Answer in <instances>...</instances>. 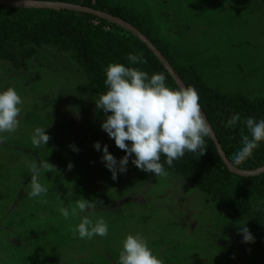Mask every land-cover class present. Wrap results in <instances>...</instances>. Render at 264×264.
Segmentation results:
<instances>
[{
  "label": "rangeland",
  "instance_id": "obj_1",
  "mask_svg": "<svg viewBox=\"0 0 264 264\" xmlns=\"http://www.w3.org/2000/svg\"><path fill=\"white\" fill-rule=\"evenodd\" d=\"M107 3L114 12L144 22L165 57L189 81L196 79L195 73H188L194 69L204 86L223 96L264 98V0ZM0 5V28L5 30L32 32L31 28L42 29L48 20L58 18ZM64 18L71 30L86 37L81 46L85 58L98 57L96 62L105 67L87 70L73 57V50L53 45L29 55L27 49L18 48L14 61L0 59V92L12 87L23 101L18 130L0 134L8 137L0 143V264H118L129 234H141L163 264H264V229L253 230L248 218L233 220V209L174 169L165 165L167 174L155 176L128 164L126 173L118 172V179H112L102 162L103 147L107 145L117 161L120 149L102 130L106 114L97 109L99 97L89 86L92 77L106 80L105 63H114L113 55L100 54L106 44L99 39L101 29L112 30L80 15ZM22 59L21 66L14 65ZM37 127L51 137L47 146L32 145ZM96 142L100 151L94 148ZM208 155L207 150L202 157L186 152L176 161L204 167ZM42 161L56 167L40 175L48 192L29 198V165ZM69 163L74 165L71 170ZM81 197L102 204L94 212L72 216ZM65 207L69 219L59 211ZM85 215L94 222L99 218L107 222V238H73L71 229ZM246 225L252 243H244L240 234Z\"/></svg>",
  "mask_w": 264,
  "mask_h": 264
},
{
  "label": "clouds",
  "instance_id": "obj_2",
  "mask_svg": "<svg viewBox=\"0 0 264 264\" xmlns=\"http://www.w3.org/2000/svg\"><path fill=\"white\" fill-rule=\"evenodd\" d=\"M126 59L133 65L147 63L143 54H128ZM163 73L153 74L150 78L147 72L123 64L112 63L106 69L107 91L100 95L96 102L97 109H102L106 119L102 130L114 139L116 146L126 152L119 161L109 153L108 146L103 147L102 162L112 173V179H118L119 173L127 172L129 158H135L132 164L155 176L166 175L165 164L169 167L175 160L184 157L186 152L196 153L199 157L206 154L205 138L213 136V131L202 113L199 94L193 87H180L173 90L166 86ZM23 101L12 87L0 92V134L14 133L20 126L18 119ZM110 113V115H108ZM240 121L239 114L227 121L226 127H233ZM244 125L248 134L241 131L242 147L234 153L232 162L239 166L249 159L255 149L264 142V119L259 121L246 118ZM0 135V143L7 140ZM51 137L46 130L37 127L31 136L34 147L47 146ZM130 142V146L129 143ZM73 151H78L70 145ZM97 151L101 150L100 142L94 144ZM166 157L162 162L161 157ZM74 167L68 164V169ZM31 182L29 198L46 195L47 187L40 183L42 172H51L56 167L48 161L37 165H29ZM41 203H46L42 200ZM102 202L89 201L80 198L71 209L72 216L89 211L94 212ZM64 219L70 218L68 208H61ZM73 238L91 240L96 236L107 238L109 226L103 218L95 222L85 215L81 222L71 229ZM244 243L254 242V237L247 225L241 227ZM118 264H163V261L153 254L146 239L141 234H129L122 242Z\"/></svg>",
  "mask_w": 264,
  "mask_h": 264
},
{
  "label": "trees",
  "instance_id": "obj_3",
  "mask_svg": "<svg viewBox=\"0 0 264 264\" xmlns=\"http://www.w3.org/2000/svg\"><path fill=\"white\" fill-rule=\"evenodd\" d=\"M40 1H63L69 3H75L98 10L109 12L113 15L121 17L126 21L132 23L140 31H142L153 43L161 50V52L167 57L162 46L158 44V41L152 36L150 29L144 22L136 20L132 16H126V14L114 10L108 5L107 0H40ZM2 6V5H0ZM5 7V6H4ZM17 11L23 13H51L58 17L56 20H48L46 25L42 29L35 28L30 29L32 32H15L12 30H5L0 28V59L15 60V49H21L28 51L26 55L30 54V51L36 52L42 46H58L63 50H73V57L80 62V66L85 69L93 67L95 70H100V67L105 65L97 63L98 57L94 60H87L85 58V51L81 50L83 45L82 40L86 37L79 35L74 30L68 27V18H64L65 15H80L84 18L91 20H97L100 25L108 26L112 31H105L101 29L99 39L106 44L101 53H106L108 56L113 55L114 63L123 64L126 67H134L139 70L148 73L149 78L156 73H163L166 77V86L178 90L176 85L168 71L161 64L159 59L152 53V51L135 35L122 28L121 26L110 23L105 19L96 17L87 13H78L70 10H52V9H37V8H16ZM99 26L96 28L98 29ZM115 31V32H113ZM79 41V42H78ZM140 55L146 59L147 63L144 64H131L126 57L128 54ZM93 54V53H91ZM19 63H14L19 67L22 65L23 59ZM94 62V63H93ZM172 64V62L169 60ZM96 63V64H95ZM94 66H90L93 65ZM107 66L109 63H105ZM99 65V66H98ZM173 65V64H172ZM106 66V67H107ZM174 69L181 76L183 81L188 87H193L199 94V103L202 106L208 120L213 127L219 142L221 143L224 152L229 160L232 162V157L242 147L241 131L244 134H248V130L244 125L246 118H254L259 121L264 119V98L259 101H249L241 97H227L219 94L215 90H211L207 86H204L200 81V77L196 74L194 69L188 70V73H195V80L189 81L182 71L175 65ZM92 69V68H91ZM90 72V71H88ZM98 77H92L90 79V92L91 94L100 97L107 91V86L103 81H98ZM104 91L103 93H101ZM239 114L240 121L231 128L226 127L227 121L234 115ZM129 146H130V142ZM205 144L207 151L209 152L206 166L199 167L200 165H191L185 161L176 160L173 165L167 168L174 169L176 172L181 173L185 180L189 181L193 185L199 186L214 200L222 202L226 208L233 209L231 218L233 220H242L248 218L250 220L253 230L264 229V174L254 177H242L240 175L230 172L224 163L222 162L213 140L205 138ZM126 155V152L120 150V159ZM135 158L133 155L129 158L130 168L134 169L132 160ZM118 159V161L120 160ZM162 161L166 157H161ZM233 163V162H232ZM264 165V142L254 150L253 155L247 159L244 163L236 166L240 169H256Z\"/></svg>",
  "mask_w": 264,
  "mask_h": 264
},
{
  "label": "water",
  "instance_id": "obj_4",
  "mask_svg": "<svg viewBox=\"0 0 264 264\" xmlns=\"http://www.w3.org/2000/svg\"><path fill=\"white\" fill-rule=\"evenodd\" d=\"M0 4L11 6L15 8H37V9H58V10H70L78 13H87L94 15L96 17L102 18L107 20L110 23L117 24L121 26L122 28L126 29L133 35H135L138 39H140L151 51L152 53L159 59L161 64L164 66V68L168 71L176 85L180 87H188L187 84L183 81L181 76L177 73V71L174 69L172 64L169 62V60L165 57V55L161 52V50L153 43V41L148 38L142 31H140L136 26H134L132 23L126 21L125 19L118 17L116 15H113L109 12L98 10L95 8L75 4V3H69V2H63V1H40V0H0ZM201 110L203 115L206 118L207 123H209L212 131L213 136L211 139L214 142V145L216 147V150L226 166V168L237 175L245 176V177H254L261 174H264V165L260 166L256 169H240L233 165V163L229 160L226 153L223 150V147L221 143L219 142V139L211 126L207 115L205 114L202 106Z\"/></svg>",
  "mask_w": 264,
  "mask_h": 264
}]
</instances>
